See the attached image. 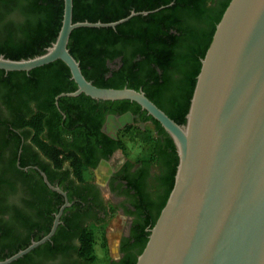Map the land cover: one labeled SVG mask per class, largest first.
I'll return each instance as SVG.
<instances>
[{"label":"trees","instance_id":"trees-1","mask_svg":"<svg viewBox=\"0 0 264 264\" xmlns=\"http://www.w3.org/2000/svg\"><path fill=\"white\" fill-rule=\"evenodd\" d=\"M230 0H73V21L110 22L127 16L132 10H154L148 14H138L115 27H77L72 30L68 47L72 55L80 62L85 77L100 87H130L142 89L145 94L178 123L185 122L190 98L196 76L200 70L201 58L212 39L216 24L220 20ZM64 0H0V54L10 58H26L42 53L58 34L62 23ZM122 55L121 66L106 77L108 68L105 59ZM141 57L135 61L136 57ZM153 65L162 70L157 74ZM77 84L71 78L70 68L60 59L54 60L29 71L0 69V103L8 112L7 117L0 116V126H13L23 129L25 136L43 155L37 159L46 172L50 182L62 184L67 172L62 174L65 160L70 161V170L75 176L85 181L89 177V162L98 143L114 142L123 145L122 138L138 139L149 143L152 148L154 140L152 128L142 130L137 124H130L127 130L115 138L105 135L99 129L103 113L125 112L130 109L141 111V106L128 99L102 100L85 93L76 96H62L61 92L73 91ZM0 104V106H1ZM60 110L68 119L62 124ZM143 109L142 120H151L156 128L165 132L160 122ZM72 115L79 116L71 120ZM90 115V118L87 116ZM47 129V135L43 131ZM10 135L9 139H12ZM71 139L72 141H69ZM64 140V141H63ZM8 138L0 133V164L24 179L29 184L32 200H26L33 212L19 211L7 206L11 213V224L0 223V240L10 234L7 241L8 253L0 254V260L14 254L30 244L27 234L15 235L16 226L26 227L28 231L35 226L43 234L35 235L38 240L46 234L52 224V212L60 205L52 204L49 193H54L60 201V195L48 189L42 178L31 179L16 166V152L19 138L15 137L16 147L7 161L2 160V152ZM172 143V140L170 139ZM112 147V148H113ZM105 146L102 148L104 151ZM124 149V145H123ZM110 150V149H109ZM157 152V150H156ZM147 155V154H146ZM177 162L170 174V185L162 194L160 204L154 215L146 213L141 218L137 231L131 237L135 239L137 251L128 254L121 262L113 264H135L138 254L148 239L149 229L155 223L174 184ZM42 161V162H39ZM32 162L22 157L21 166ZM69 172V171H68ZM6 174L0 172V183L7 182ZM6 190L0 189V198ZM69 201L74 193L69 192ZM82 196V195H81ZM82 200H85L83 197ZM63 202L60 201V204ZM81 201H72L68 208L75 211L71 215L65 211L55 233L37 248L13 262L30 257L33 251L43 249L45 252L65 250V241L77 236L75 245L77 259L81 263L92 264L94 231L89 225H81L87 213L81 208ZM145 209L140 205L139 208ZM65 209V210H66ZM32 215L38 216L37 219ZM97 222L103 220L95 217ZM147 228V229H146ZM139 231V232H138ZM14 234V235H13ZM53 246V249L50 247ZM50 250V251H48ZM76 262V260H75Z\"/></svg>","mask_w":264,"mask_h":264},{"label":"water","instance_id":"water-1","mask_svg":"<svg viewBox=\"0 0 264 264\" xmlns=\"http://www.w3.org/2000/svg\"><path fill=\"white\" fill-rule=\"evenodd\" d=\"M154 10L110 22L73 21V0H64L55 40L31 57L0 54V69L29 71L60 59L77 84L60 95L135 101L168 132L178 155L174 184L135 264H264V0L229 1L201 58L184 123L142 89L95 85L68 47L77 27H115ZM69 204L66 198L48 233L0 264L50 239Z\"/></svg>","mask_w":264,"mask_h":264},{"label":"flooded vegetation","instance_id":"flooded-vegetation-1","mask_svg":"<svg viewBox=\"0 0 264 264\" xmlns=\"http://www.w3.org/2000/svg\"><path fill=\"white\" fill-rule=\"evenodd\" d=\"M140 58L141 57L139 56L136 57L135 61H138ZM105 64L108 68L106 73V77H108L113 73L114 70L121 66L122 55H117L112 59L106 58ZM152 66L157 74L162 75V70L158 66L153 64ZM61 93L56 95V104L60 97L71 96L60 95ZM142 111V108L139 112H134L130 109L126 110L125 112H110L106 110L103 113V118L100 122L99 129L105 135L115 138L117 135L121 136V134L127 130V127L130 124L140 125L142 130H146V128H152L154 140L150 153L135 157L131 152V154H128L126 150L123 149L122 144L121 146L113 147L115 144L114 142H109L106 144L98 143L97 148H95L94 151H91L93 156L88 167L89 177L85 181L79 180L69 169V160L64 161L61 172L63 174L64 171H66L67 175L63 174L66 175V177H64L62 184L59 185V182L57 181L51 183L59 186L65 192V194L51 189L45 183L41 171H43L45 174L46 172L41 168V165L38 163L37 159L33 160V158L38 157L42 159L43 155L39 152L38 147L32 142L31 137L25 136L23 129L15 128L13 126H0V133L8 138L7 143L2 145L5 147L3 151H1L3 155L2 160L7 161V158L11 156L12 148L16 147V144H14L16 143L15 137L19 138L15 161L17 168L26 173L31 179L42 178L48 189H50L52 192L58 193L61 196L60 201L63 203L66 201V198L69 201V192L74 193L72 201H81L80 208L84 210L85 213H87L86 218H82L80 222L81 225L86 226L90 222L98 223L96 220H94L95 217L99 216L104 218L105 210L108 209L111 204L117 205L120 211L126 216L125 227L118 244V257L110 259L107 264H113L112 261L119 263L124 257L128 256V254L137 251L138 248L134 243L135 239L131 237V235L134 230L137 231L140 220L145 216L146 213L151 215L156 213V207L158 204H160L161 196L167 191L170 185V174L172 167H174L177 162V150L168 132L164 128L163 129L165 132H160L154 124H151L152 122L149 119L145 121L142 120ZM60 113V122L63 124L68 119V117L64 111L60 110ZM146 114L149 115L148 113ZM0 116H8V112L3 104L0 106ZM78 117L79 116L77 115H72L70 119L76 120ZM87 118H90V115H88ZM10 135H13L12 139H9ZM43 135H47V129L43 131ZM170 139L172 140V143L170 142ZM69 141L72 140L69 139ZM104 146L105 148L103 151L102 148ZM22 157L25 159H30L32 162H30L28 165L21 166L20 161ZM39 162L42 161L39 160ZM0 172L2 174H6L5 179L9 182L8 184L7 182H4L2 185L0 183V189L7 191L5 196L2 197V199L0 198V223L3 222L5 225H7V223L10 225L11 213L7 209V206H13L19 211L28 213L30 216L33 210L27 206L26 200H32L33 195L29 191L28 182L20 177V173L19 176H17L18 174H16L14 171H10L4 166L3 163L0 164ZM83 197L85 200H82ZM47 199L53 205H60L59 208L61 205H63V203L60 204L57 195L54 193H49L47 195ZM72 201H69L70 204L64 208L60 216L59 224L61 223V217L64 211L69 215L75 211L73 208L66 209L67 207L71 206ZM140 205L145 206V209H142L141 207L139 208ZM59 208L57 211L52 212V224L56 213L59 211ZM145 211L146 213L141 214V212ZM32 216L37 218L33 220L35 223H37L38 216ZM15 226V235L18 236L27 234L29 236L30 242L34 240L35 235L43 234V230L41 231L38 225L30 231H28L26 227H21L18 224ZM12 237V234H10L5 239L0 240L1 255L4 256L8 253L7 241ZM77 243V236H73L71 240L65 241V244L67 245L65 250L57 251L53 249V246H50L53 251L45 252L40 248L39 250L33 251L30 257L27 259L20 260V262L18 261L17 264H85L81 263V261L77 259V251L74 247L77 245ZM28 253H30V251ZM6 258L7 257H4L1 260ZM14 261H12L10 264H13Z\"/></svg>","mask_w":264,"mask_h":264},{"label":"rangeland","instance_id":"rangeland-1","mask_svg":"<svg viewBox=\"0 0 264 264\" xmlns=\"http://www.w3.org/2000/svg\"><path fill=\"white\" fill-rule=\"evenodd\" d=\"M122 141L128 154L131 152L136 157L150 153L151 146L138 139H130L125 136ZM125 223L126 216L117 205L111 204L105 210V216L102 221L88 224L94 231L93 252L95 258L92 264H107L110 259L118 257V244L123 234Z\"/></svg>","mask_w":264,"mask_h":264}]
</instances>
